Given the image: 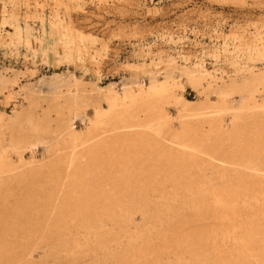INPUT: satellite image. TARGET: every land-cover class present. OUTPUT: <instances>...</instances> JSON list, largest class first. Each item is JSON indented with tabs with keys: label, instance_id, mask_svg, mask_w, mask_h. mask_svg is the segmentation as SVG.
I'll use <instances>...</instances> for the list:
<instances>
[{
	"label": "bare ground",
	"instance_id": "1",
	"mask_svg": "<svg viewBox=\"0 0 264 264\" xmlns=\"http://www.w3.org/2000/svg\"><path fill=\"white\" fill-rule=\"evenodd\" d=\"M76 1L71 0V4ZM77 7L83 11L81 4ZM3 17L0 24H5ZM56 21L55 17L53 26L61 28L62 36L71 42L95 40V36L75 29L73 24L70 28ZM262 35L258 32L253 38V43L258 42L253 57L260 60H264ZM10 36L15 40L19 30ZM25 41H31L28 33ZM75 50L78 53L79 46L71 47V51ZM64 57L74 58L72 53ZM142 65L130 63L125 67L137 71ZM181 74L191 88L202 91L200 101L179 97L176 91L183 86L171 73L162 80L152 77L147 86L134 79L120 89L115 84L86 88L77 82H63L57 74L51 76L49 85L61 100L60 109L84 113L87 107L94 108L91 117L85 113L88 120L84 133L75 130V116L52 128L48 110L42 117L37 115L44 101L34 98L33 92H27L26 106L12 116L0 113L2 206L7 203L2 194H8L5 190L13 185L35 183L32 193L38 195L42 169L45 167L48 180L52 179L55 171L46 166L53 161L67 163L71 168V199L53 201L57 203L48 208L49 215L40 216L43 207L37 205L42 202L34 197L36 203L25 206L36 213L31 227L21 220L26 217L25 208L14 224L6 217L0 218V264H41L32 262L31 256L41 243L53 245L49 252L56 264H161L164 255L168 256L166 264H264V134L257 136L258 140L247 134L264 126V99L260 103L256 100V95L264 93V67L247 70L241 78L221 85L209 83L207 88L202 83L205 73L195 67L185 68ZM208 94H214L217 100L211 102ZM234 94L241 97L237 107L228 100ZM102 101L107 108L100 107ZM169 105L178 109L176 129L170 126L166 111ZM225 112L230 114L227 127L221 120ZM139 132L144 136L138 138ZM107 134L112 137L110 142L104 141ZM127 135L125 140H118ZM51 137L57 142L66 141L71 153L40 163L24 158L27 152L34 154L40 147L50 150ZM109 143L121 145L119 157L110 160V171H120V182L112 187L103 183L105 169L100 162L105 160L98 157L102 154L100 145L112 148ZM11 155L17 162L11 160ZM79 171L84 172L85 183L75 188L72 180ZM147 188L168 201L165 203L188 205L190 210L183 211L186 207H182V214L173 217L174 211L168 205L152 216L156 231H107L105 222L113 221L120 213L128 226L132 224L126 206H138V196ZM40 218L45 220L39 222ZM69 219L78 230L66 228ZM171 224L173 227L168 228ZM37 229L44 231L40 234ZM167 230L173 232L170 237L165 234ZM30 244L35 247H28ZM139 255L147 256L145 262L139 263Z\"/></svg>",
	"mask_w": 264,
	"mask_h": 264
},
{
	"label": "rangeland",
	"instance_id": "2",
	"mask_svg": "<svg viewBox=\"0 0 264 264\" xmlns=\"http://www.w3.org/2000/svg\"><path fill=\"white\" fill-rule=\"evenodd\" d=\"M235 3L233 0H223V3L217 0H77L71 4V0H0V11H3L0 13V22L2 15L5 21V24H0V79L7 82L4 85L0 80V113L12 116L26 106V95L33 92L34 98L44 101L37 115L42 117L43 112L48 110L52 128L75 116V130L84 133L87 117H91L94 108L89 106L84 113L76 112L75 109H60L61 100L55 95V88L49 85V78L55 74L59 75L57 78H61L63 82H77L86 88L115 84L116 89H120L124 83L134 79L147 86L152 77L162 80L166 74L171 73L180 79L183 86L176 94L184 101L198 102L202 99V91H196L188 85L186 77L181 74L185 68L195 67L203 72V75L205 73L202 83L204 88H207L209 83L221 85L230 79L241 78L247 70L257 71L264 67V60L253 57L255 55L252 53L258 46V42L253 43L254 35L260 32L264 36V0H241L240 3ZM79 4L83 8L82 12L77 7ZM55 17L57 23L66 24L70 28L73 24L75 29L95 36V40L75 39L71 42V39H65L61 28L53 26ZM17 29L19 36L13 40L10 34H15ZM27 33L31 39L29 44L25 41ZM121 33L126 38H123ZM261 41L262 44L264 41ZM76 46L80 49L78 53L76 50L71 51V47L74 49ZM71 53L74 58L64 57ZM130 63L143 65L140 70L130 71L125 67ZM168 63H171L172 67H167ZM61 89L65 91L64 88ZM208 99L211 102L217 100L214 94H208ZM262 99L264 93L256 95L257 102L260 103ZM228 100L231 105L237 107L241 97L234 94ZM100 107L107 108V105L102 101ZM166 111L171 128L176 129L177 107L169 105ZM221 120L227 127L230 114L225 112ZM257 130H250L247 134L254 135L258 140L257 136L264 134V126H259ZM129 135L132 136V133ZM129 135L118 140L123 141ZM137 136L140 138L144 135L139 132ZM111 138V135L107 134L104 141L110 142ZM149 139L148 137L147 141ZM56 142L57 139L53 137L50 150L40 147L34 154L27 152L24 158L28 162L40 163L55 159L64 153H71L66 141L61 140L57 142L58 145ZM110 145L112 148L100 145L102 154L98 156L100 161L101 158L105 160L100 164L103 163L105 169L102 177L106 178V181L103 178V183L108 187L120 182V171H110V160L119 157L121 145ZM81 151L78 153H82ZM11 160L17 162L16 156L11 155ZM82 162L84 164L85 160ZM46 167H51L55 172L51 176L52 179L48 180L45 167L42 169L38 195L35 196L34 191L32 193L35 183L13 185L5 190L8 194H2V197L7 203L2 206L0 199V218L6 217L9 223L14 224L21 216V209L25 208L23 215L26 217L21 220L31 227L35 222L33 216L36 213L29 211L25 206L29 203L35 204L34 197H39V202H42L37 205L43 207L41 217L49 215L48 208L57 203L53 201L58 200L61 203L68 197L71 199V168L67 163L57 161ZM83 174L81 171L75 174L72 180L75 188L80 186L78 183H85ZM138 199V206L126 204L132 224L128 226L124 216L120 217V213L112 218L113 221L105 222L106 230L120 234L125 231L145 232L147 228L156 231L153 215L168 205L174 211L173 217L182 214L180 208L186 207L183 211L189 209L188 205L165 203L168 201H164L161 195H154L152 188L141 190ZM44 220L40 218L39 222ZM171 226L172 224L168 228ZM66 228L71 232L78 230L71 221ZM36 231L42 234L44 230ZM166 233L168 237L173 234L170 230L165 231ZM30 245L28 247H35ZM37 246L39 248L31 255L32 262L56 264L55 257L49 252L52 244L41 243ZM167 257H161V264L168 262ZM139 258V263H142L147 256L139 255Z\"/></svg>",
	"mask_w": 264,
	"mask_h": 264
}]
</instances>
